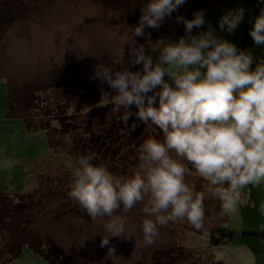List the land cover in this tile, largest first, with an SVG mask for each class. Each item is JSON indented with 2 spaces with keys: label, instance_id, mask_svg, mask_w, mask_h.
<instances>
[{
  "label": "rangeland",
  "instance_id": "374dc122",
  "mask_svg": "<svg viewBox=\"0 0 264 264\" xmlns=\"http://www.w3.org/2000/svg\"><path fill=\"white\" fill-rule=\"evenodd\" d=\"M148 2L0 0V15L10 12L12 8L14 14L10 13L15 18L3 28L0 37V69L3 72L0 75L10 78L16 85L21 82L40 87L63 83L64 75L69 84L66 90L64 88L57 93L63 102L59 113L69 118L67 120L71 128L76 126L75 139L87 142L88 135H92L96 140V137L116 128V138L120 139L114 142L116 147L112 146L117 153L115 158L102 163L99 161L101 158L95 156L92 163L106 165L117 182L137 168L138 149L143 141L148 138L162 141L163 133L152 134V127L144 125L134 116L128 124L122 121L117 125L119 116L116 117V112H112L107 94L103 100L104 92L115 93H112L107 83H101L95 73L97 65L119 70L121 66L115 63L118 58L124 59V66H127V41L133 38L134 28L142 15L141 7ZM256 2L258 0H185L178 12H174L172 18L166 20L159 29L147 28L145 36L135 39L138 45L146 47L149 41L155 42L161 38L178 40L185 33L182 32L183 24L176 22L177 15L193 19L196 11L204 10V30L210 21L223 38L235 43L240 49L251 50L255 57H264V46H255L250 36L255 17L264 9V3L257 5ZM239 7L245 9V17L235 34L220 31L219 20L222 15L229 9ZM139 69L140 65L131 68L132 71ZM5 78L0 79V192L23 195L38 187L43 190L39 200L44 204L40 208L39 205L37 208L32 206L29 211L35 217L39 214L43 216L33 220L35 225L31 230L28 229L37 234L35 239L41 238L47 245L53 243L56 250L63 251L67 261L77 259L79 264H209L208 260H204L206 258L227 262L228 248L226 245L214 246L210 233L213 227L224 221L228 228L237 230L243 221L242 211L239 208L230 216L219 217L216 215L219 213V204L217 201L211 204L213 200L210 199H206L205 203L210 204L206 208L212 219L206 223L205 231H196L186 221L170 225L160 228L159 238L152 246L145 245L143 240L141 223L146 218L141 211L143 204H137L128 213H124L121 206L115 215L126 220L125 237H110L109 244L101 246L104 237L110 235L105 230L108 218L93 221L86 210L69 196L76 161L93 152L89 150L77 156L67 152V136L61 137V133L56 131L53 138H62L60 143L64 142V145L60 149L53 148L45 131L29 132L21 119L4 117L9 88ZM46 99H41L39 104L47 105ZM133 122L137 124L135 134L121 132L127 126L130 130L129 123L132 125ZM188 181L195 186L196 191H202L201 178L193 176ZM260 192L261 187L251 190L252 195H260ZM58 214H61L60 221L54 222L52 218ZM248 226L245 223L242 229ZM24 231L20 227L14 237L11 235L12 239L17 240L20 235H26ZM110 249L112 253H109ZM14 264L49 263L34 257L26 248L23 256Z\"/></svg>",
  "mask_w": 264,
  "mask_h": 264
},
{
  "label": "clouds",
  "instance_id": "9594fccd",
  "mask_svg": "<svg viewBox=\"0 0 264 264\" xmlns=\"http://www.w3.org/2000/svg\"><path fill=\"white\" fill-rule=\"evenodd\" d=\"M184 3L149 0L127 41V66L120 58L115 61L119 70L97 65L95 77L115 93H106L112 112L123 110L125 124L134 116L163 133L162 141L144 140L137 168L120 182L106 165L92 163L94 153L76 161L69 196L93 221L108 218L110 235L101 246L110 237H125L126 220L115 215L121 206L128 213L143 204V240L152 246L160 228L170 225L186 221L205 231L212 219L206 199L218 202L217 216H230L251 202L252 188L264 186V57L223 38L210 21L204 30V10L193 19L177 15L185 33L178 40L137 44L136 37L145 36L147 28L159 29ZM244 17L243 7L229 9L219 30L234 35ZM250 36L255 46H264V9ZM136 65L140 69L132 71ZM136 127L133 122L132 130ZM193 176L203 181L202 191L189 183ZM257 211L264 216V203Z\"/></svg>",
  "mask_w": 264,
  "mask_h": 264
},
{
  "label": "trees",
  "instance_id": "16d2710c",
  "mask_svg": "<svg viewBox=\"0 0 264 264\" xmlns=\"http://www.w3.org/2000/svg\"><path fill=\"white\" fill-rule=\"evenodd\" d=\"M263 3L264 0H258V2H256L257 5H262ZM3 4L7 8L10 7L7 6V2H4ZM12 11L13 10L11 8L10 12L13 13L14 11ZM10 12L0 15V37L3 34V28L15 20ZM2 15H5V18H2ZM1 20H3V22H1ZM197 31L199 30L194 29V33ZM182 32L184 33V31ZM138 67L139 65H136V68ZM0 73L3 74L1 69ZM2 78L5 77L0 75V79ZM5 79L7 80L9 87L5 117L21 119L24 128H26L29 132L39 130L45 131L49 137V143L53 148L60 149L61 146L64 145V142L60 143L62 138H53L54 132L56 131L61 133V137L67 136L65 138L66 142L68 141V147L66 148L67 152H72L77 156L78 153H86L90 150L98 159L101 158L99 161L102 163L105 162V160L115 158L114 156L117 153L113 151V147H116L117 144H114V142L120 139L118 137L116 138V128H111L106 134L96 137V140L93 139L92 135H88L89 140L87 142L82 141L81 139L77 140L74 137L76 126L71 128V124L67 120L69 118H65L62 113H59L61 108L60 105H62L61 103L63 102L60 101L57 93L64 88L66 90L69 84L67 79L64 78V75L62 77L63 83L58 82L50 87H40L31 84L28 85V83L21 82H19L17 86L14 84V81L11 82L12 80H9L10 78ZM12 85H14V88H12ZM105 95L106 92L103 93V100H105ZM44 97H47L45 100V104L47 105L39 104L40 100L44 99ZM67 110H70V108ZM133 110L136 111L135 108H133L132 111ZM116 115V117L119 116L118 125L122 122L120 120L121 113H116ZM129 125L131 126V123H129ZM113 129L115 130L114 134H112ZM128 131L132 132L131 134L136 133V131L132 130V128L129 130L128 126L123 128L121 132L128 134ZM151 132L152 134H162V132L154 126L152 127ZM69 141H71V146H69ZM88 143H92V145H89ZM139 145L136 144L135 146ZM42 193L43 190L39 187L31 193L23 195H11L6 192H0V264H14L16 260L23 256V250L26 248L32 252L34 257L46 261L49 264H79L77 259L75 261L74 259L67 261V259L63 256V251L56 250L53 243H51V245H47L41 241V238L35 239V237H37L35 232L29 231L36 223L33 220L43 217L41 214L37 215V217L33 216V213L29 214L32 206L37 208V205H39L38 207L40 208V205L44 204L39 200ZM38 200L39 203L37 204L36 202ZM213 203L214 201H212L211 204ZM205 205L208 206L210 204L205 203ZM60 216L61 214H58L57 216L54 215L52 220L54 222L60 221ZM20 227L25 230L24 232H27L26 235L22 234L17 240H13L11 235L13 234L14 237ZM252 234H256L261 237L262 249L264 252V232L231 230L225 225V221L212 228L210 237L212 244L218 247L226 245V243L230 240ZM204 260H208L207 262H209V264H226L221 261H211L207 258ZM90 261H92V258Z\"/></svg>",
  "mask_w": 264,
  "mask_h": 264
},
{
  "label": "crops",
  "instance_id": "0c3cea01",
  "mask_svg": "<svg viewBox=\"0 0 264 264\" xmlns=\"http://www.w3.org/2000/svg\"><path fill=\"white\" fill-rule=\"evenodd\" d=\"M261 203H264V186H261L260 195H252L251 202L240 207V211L244 213L240 212L243 221L240 225L238 224V231L264 232V216H261L257 211ZM245 223L249 226L247 229L243 230L242 227ZM226 247L228 248V260L227 262L221 260L224 263L264 264L262 240L261 237L256 234L241 236L230 240L226 243Z\"/></svg>",
  "mask_w": 264,
  "mask_h": 264
}]
</instances>
